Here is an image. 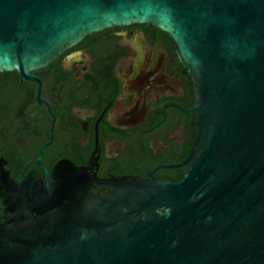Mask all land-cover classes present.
Instances as JSON below:
<instances>
[{
  "label": "water",
  "instance_id": "1",
  "mask_svg": "<svg viewBox=\"0 0 264 264\" xmlns=\"http://www.w3.org/2000/svg\"><path fill=\"white\" fill-rule=\"evenodd\" d=\"M131 25L166 33L191 76V147L165 166L181 175L0 170V264H264V0H0V72L34 79Z\"/></svg>",
  "mask_w": 264,
  "mask_h": 264
},
{
  "label": "flooded vegetation",
  "instance_id": "2",
  "mask_svg": "<svg viewBox=\"0 0 264 264\" xmlns=\"http://www.w3.org/2000/svg\"><path fill=\"white\" fill-rule=\"evenodd\" d=\"M182 68L166 33L131 25L93 34L34 79L0 72V170L20 180L67 160L100 181L177 179L181 168L165 166L189 153L194 103Z\"/></svg>",
  "mask_w": 264,
  "mask_h": 264
},
{
  "label": "trees",
  "instance_id": "3",
  "mask_svg": "<svg viewBox=\"0 0 264 264\" xmlns=\"http://www.w3.org/2000/svg\"><path fill=\"white\" fill-rule=\"evenodd\" d=\"M189 120H190V128L188 133V144H187L186 153L189 152L192 143L193 132H194V116L189 115Z\"/></svg>",
  "mask_w": 264,
  "mask_h": 264
}]
</instances>
